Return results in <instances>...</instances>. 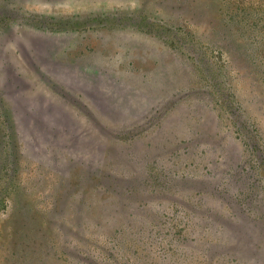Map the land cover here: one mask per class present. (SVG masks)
<instances>
[{"label":"rangeland","instance_id":"obj_1","mask_svg":"<svg viewBox=\"0 0 264 264\" xmlns=\"http://www.w3.org/2000/svg\"><path fill=\"white\" fill-rule=\"evenodd\" d=\"M0 264H264V0H0Z\"/></svg>","mask_w":264,"mask_h":264}]
</instances>
